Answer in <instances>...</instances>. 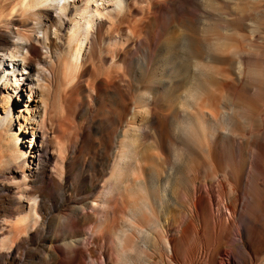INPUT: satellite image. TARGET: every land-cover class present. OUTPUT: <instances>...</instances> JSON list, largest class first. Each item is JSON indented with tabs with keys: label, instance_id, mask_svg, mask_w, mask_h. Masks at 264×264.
Wrapping results in <instances>:
<instances>
[{
	"label": "rangeland",
	"instance_id": "374dc122",
	"mask_svg": "<svg viewBox=\"0 0 264 264\" xmlns=\"http://www.w3.org/2000/svg\"><path fill=\"white\" fill-rule=\"evenodd\" d=\"M0 2L10 7L16 0ZM127 4L113 26L111 44L106 28L88 43L80 84L58 90L54 83L52 93H62L63 105L69 106L71 130L82 126L80 147L69 155L75 164L65 196L53 194L47 202L57 203V209L51 215L47 206L39 212L49 220L40 216L29 233L7 246L0 237V264H264V186L258 184L264 155L262 172L250 163L259 148L264 151V0ZM3 25L1 37L14 36L15 26ZM32 136L31 148L22 142L28 181L40 146L38 131L32 135L28 129L24 138ZM157 173L151 201L144 179ZM113 181L121 189L131 184L147 191L138 205L143 215L145 204L153 202L158 210V242L157 232H133L123 246L118 236L130 203L118 196L122 202H111L114 212L106 215L101 200L117 191ZM215 181L223 183V192L211 186ZM245 195L254 201L243 210ZM14 196L0 191V228L27 211L26 200ZM84 202L97 212L67 225L76 232L66 233V206ZM106 217L111 236L96 240L91 230ZM146 220L138 222L146 226ZM251 226L256 233L248 244L243 228ZM84 235L89 237L84 258L79 250H66L73 237Z\"/></svg>",
	"mask_w": 264,
	"mask_h": 264
},
{
	"label": "bare ground",
	"instance_id": "6f19581e",
	"mask_svg": "<svg viewBox=\"0 0 264 264\" xmlns=\"http://www.w3.org/2000/svg\"><path fill=\"white\" fill-rule=\"evenodd\" d=\"M127 10V0H16L10 7H5L0 2V23L7 27L15 26L12 30L14 36L1 37L0 35V191L6 193L14 191V195H18L14 198L21 200L23 197L28 206L26 213L17 217L11 216L9 223L0 228L2 246L9 245V240L12 238L17 239L29 233L30 229L39 223L40 216L42 220H49L50 217L45 218L39 212L45 206L50 210V215L57 209L58 204L55 202L47 205L53 194L61 195L62 198L65 196V182L67 187V179L72 174L75 164V156L71 158L69 155L79 146L82 126L77 127L75 131L71 130L74 123L69 115V106L63 105L62 93H52L54 83L58 90L71 83L80 84L84 75L85 49L88 43L95 41L106 28L110 45L114 36L112 32L116 19L122 17ZM25 26L29 27L25 28ZM128 32L133 34L131 30ZM113 50L108 49L109 52ZM28 129L32 135L38 131L40 136V146L37 147L36 155L38 161L30 181L25 175L26 169H23L27 160L22 142H28L31 148L33 141V136L29 139L24 138ZM263 155L264 151L259 148L256 154L250 156V163L255 165L254 169L261 172ZM30 157H34V154ZM112 177L115 180L113 173ZM158 177L157 173L155 176L144 179L149 185L151 201L156 195L154 189ZM259 180L258 184L264 186V171ZM113 182L114 189L117 191L114 190L111 196L102 197L101 200L106 215L113 214L116 205L111 202L115 200L118 203L121 195L126 196L125 203H130L123 221L126 225L120 229L121 234L118 236L123 246H125L123 243L125 239L133 232L145 235L150 233L155 235L157 232L154 242H158L162 235L158 210L152 205L153 202L149 203L148 208L145 204L148 211L143 215L144 208L138 205L140 194L142 191L145 193L147 191L142 188L136 190L131 184H126L122 189L119 185L118 190L116 182ZM213 185L221 192L224 191L223 183L215 181L211 183V186ZM36 189L39 190V194L34 192ZM158 193L160 195L159 191ZM136 196L137 199L132 200ZM213 200L216 198L213 197ZM251 201H254L253 197L245 195V202L241 203L242 209H246L244 205ZM163 202L164 200L160 199V203ZM207 205L211 206V201ZM66 208L69 210L64 217L66 233L76 232L73 229H67V225L71 223L75 225L79 217H82L84 221L97 212L88 202H84L82 206L67 205ZM20 211H22L21 206ZM162 212L165 211L162 210ZM107 217L110 219L109 216ZM107 217L100 218L95 227L96 230H91L96 234V240L108 239L111 236L107 231ZM142 217L147 218L146 226L138 222ZM234 219L235 217L232 218V225L229 226H234ZM234 228L238 234V227ZM255 228L254 226L243 228L249 232L248 244H252L256 233ZM71 240L66 243V250L71 252L79 250L84 258L86 254L82 246H86L85 249L89 250L87 248L89 237L84 235L73 237ZM125 257L123 255L122 259ZM234 261V258L226 259L225 263ZM222 264H224L223 261Z\"/></svg>",
	"mask_w": 264,
	"mask_h": 264
}]
</instances>
